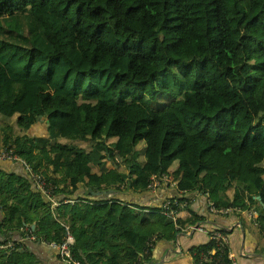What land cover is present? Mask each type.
<instances>
[{"label": "trees", "instance_id": "trees-1", "mask_svg": "<svg viewBox=\"0 0 264 264\" xmlns=\"http://www.w3.org/2000/svg\"><path fill=\"white\" fill-rule=\"evenodd\" d=\"M35 108L46 138L26 133ZM0 133L57 203L0 172V264H34L13 232L58 245L67 230L82 264L148 263L178 207L93 194L165 178L215 210H254L264 234V0H0ZM215 245L191 249L195 264H232Z\"/></svg>", "mask_w": 264, "mask_h": 264}, {"label": "crops", "instance_id": "crops-1", "mask_svg": "<svg viewBox=\"0 0 264 264\" xmlns=\"http://www.w3.org/2000/svg\"><path fill=\"white\" fill-rule=\"evenodd\" d=\"M27 121H31V126L27 134L35 138H46L47 117L36 108L26 116ZM165 166V165H164ZM78 171H83V165L80 164ZM94 173H98L97 168H92ZM0 172L13 174L18 177L30 179L26 168L21 162L0 161ZM162 185L159 180L149 186V190L142 193L113 192L106 191L95 192L94 198L103 196H114L117 199L126 201L129 208L138 210L141 207L161 208L164 201L173 199V197L185 198L188 201L189 209L196 215L195 222L190 223V211L182 206L175 211V218L172 221L179 222V232L173 238H155L151 248L149 261L146 264H195L191 249L206 246L210 242V232L220 231L227 237V247L229 257L235 264H264V234L260 232L254 219L257 213L252 211L242 212L241 214H215L211 212L207 196L194 191V185L188 182L175 183L169 182L165 178ZM75 180H71L74 184ZM33 187L34 184L32 183ZM170 187V189L168 188ZM90 196L88 191L79 189L74 197ZM261 196H260V201ZM186 204V202H185ZM264 207V205H263ZM165 216H167L165 214ZM246 218V221L242 218ZM168 217V216H167ZM170 218V217H169ZM3 220V213L0 211V225ZM32 225L35 224L33 223ZM203 229L200 231L199 229ZM34 229V228H32ZM0 236V241H2ZM11 241L22 243L24 251L28 252L34 261V264H65L57 254L56 250L44 243L34 241L31 237H23L20 232L11 234ZM212 253V252H211Z\"/></svg>", "mask_w": 264, "mask_h": 264}, {"label": "built area", "instance_id": "built-area-1", "mask_svg": "<svg viewBox=\"0 0 264 264\" xmlns=\"http://www.w3.org/2000/svg\"><path fill=\"white\" fill-rule=\"evenodd\" d=\"M0 161H11V162H21L23 163L24 167L26 168L29 178L33 181L35 188L38 191H41L44 196H46L50 202H53L56 206L57 203L54 201V198L49 197L48 192L53 190V186L47 185V190H46V183L42 179L41 176L39 175H34L32 174L31 170L25 163L14 153L13 148H4L3 150H0ZM166 181V179H164ZM65 202H71V200H66ZM169 204H173L174 206L180 207L182 206L181 203H178L176 200H172L171 198L168 199L167 201H164L163 207H168ZM211 205L209 204V207ZM211 212L215 214H225L229 212L230 210H215L213 208H210ZM168 217L174 219L175 218V210L170 209L165 213ZM256 219V218H255ZM254 219V221H255ZM256 223V222H255ZM256 225L259 227V225L256 223ZM67 230V229H66ZM202 231L203 229H199ZM210 240L215 241V250H212L211 254H214L216 250H221L223 247L227 246V237L220 231H211L210 232ZM155 241V237L152 238V240L149 242V246L152 248L153 244ZM73 243V238L71 237L69 231H66V239L62 244H48L49 247L55 249L60 257V259L65 263V264H82L81 261L78 259H75L70 251V246ZM3 245H0V248H3ZM5 247H12V244H8ZM148 252V251H146ZM230 258V257H229ZM231 260V259H230ZM235 264V263H232Z\"/></svg>", "mask_w": 264, "mask_h": 264}, {"label": "rangeland", "instance_id": "rangeland-1", "mask_svg": "<svg viewBox=\"0 0 264 264\" xmlns=\"http://www.w3.org/2000/svg\"><path fill=\"white\" fill-rule=\"evenodd\" d=\"M163 102H164V100H163ZM160 104H162L161 103V101H160ZM13 133L14 134H19V135H21L20 133H22L21 131H19L18 132V130L17 129H15L14 131H13ZM27 133V132H26ZM2 134L0 133V136H1ZM5 147H0V150H3ZM117 147L116 146H111V155H110V157L112 158V161L115 163V164H118L119 163V161H120V159H119V157L117 156ZM167 181L169 182L168 184H171L172 182H171V180L170 179H167ZM169 189H170V187H168ZM174 198V197H173ZM56 205L53 203V202H51V207L52 208H54ZM246 218L247 217H245L244 216V218H242V219H244L245 221H246ZM3 248H5V246L3 247ZM0 249H2V248H0Z\"/></svg>", "mask_w": 264, "mask_h": 264}, {"label": "water", "instance_id": "water-1", "mask_svg": "<svg viewBox=\"0 0 264 264\" xmlns=\"http://www.w3.org/2000/svg\"><path fill=\"white\" fill-rule=\"evenodd\" d=\"M105 197H106V196H105ZM105 197H104V198H105ZM107 197L116 198V197H114V196H109V195H108ZM101 199H103V198H101ZM254 199L260 201V196H255ZM31 228H34V225H31Z\"/></svg>", "mask_w": 264, "mask_h": 264}]
</instances>
